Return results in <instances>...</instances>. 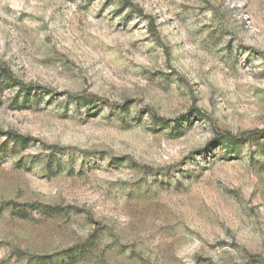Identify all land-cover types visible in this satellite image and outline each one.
I'll return each mask as SVG.
<instances>
[{
	"label": "rangeland",
	"instance_id": "374dc122",
	"mask_svg": "<svg viewBox=\"0 0 264 264\" xmlns=\"http://www.w3.org/2000/svg\"><path fill=\"white\" fill-rule=\"evenodd\" d=\"M2 72L0 264H264V0H0Z\"/></svg>",
	"mask_w": 264,
	"mask_h": 264
},
{
	"label": "trees",
	"instance_id": "16d2710c",
	"mask_svg": "<svg viewBox=\"0 0 264 264\" xmlns=\"http://www.w3.org/2000/svg\"><path fill=\"white\" fill-rule=\"evenodd\" d=\"M12 87H17V97L19 94H22L25 99L32 98L33 93L31 92V88H28L24 85L18 84L17 82H14L10 76L7 75V73L2 72L0 75V89H8ZM85 105L92 104L91 99H84L83 100ZM7 137L11 142H13L15 145H18L20 147H24L27 145L28 138L21 137L19 135H12V134H6ZM222 145H235L234 140L231 138H222L219 140V146Z\"/></svg>",
	"mask_w": 264,
	"mask_h": 264
},
{
	"label": "water",
	"instance_id": "95a60500",
	"mask_svg": "<svg viewBox=\"0 0 264 264\" xmlns=\"http://www.w3.org/2000/svg\"><path fill=\"white\" fill-rule=\"evenodd\" d=\"M264 262V259L263 260H261V263H263Z\"/></svg>",
	"mask_w": 264,
	"mask_h": 264
}]
</instances>
